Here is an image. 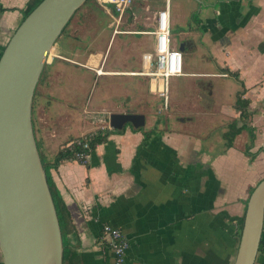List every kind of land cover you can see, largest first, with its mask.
<instances>
[{
  "label": "crops",
  "instance_id": "0c3cea01",
  "mask_svg": "<svg viewBox=\"0 0 264 264\" xmlns=\"http://www.w3.org/2000/svg\"><path fill=\"white\" fill-rule=\"evenodd\" d=\"M164 1L133 0L117 27L112 8L102 6L111 20L107 44L87 52L78 40L67 38L57 51L63 59L44 66L51 86L48 103L40 107L37 126L32 121L46 163L73 139L112 131L87 162L67 161L50 170L72 221L68 241L84 264H113L101 236L105 225L128 241L125 264H233L237 220L264 179V0L169 1L170 46L183 55L193 52L199 63L189 71L183 61V75L173 78L186 83L178 95L170 79L166 107L150 92L146 76L154 68L152 32ZM27 2L0 0V53L22 22ZM185 15L190 19L183 30L177 18ZM173 26L180 28L179 41ZM121 36L146 41L118 40L117 57L107 69L109 47ZM98 68L106 75L98 76ZM96 78L111 79L108 106H91L87 100L88 81ZM242 87L251 113L253 161L244 154L249 132H240L231 147L224 139L231 125L242 127L234 109ZM86 107L98 115V126L91 130L81 121ZM124 113L142 115L144 125L110 129L109 115ZM61 114L65 121H58ZM261 240L255 264H264V221Z\"/></svg>",
  "mask_w": 264,
  "mask_h": 264
},
{
  "label": "water",
  "instance_id": "95a60500",
  "mask_svg": "<svg viewBox=\"0 0 264 264\" xmlns=\"http://www.w3.org/2000/svg\"><path fill=\"white\" fill-rule=\"evenodd\" d=\"M87 0H42L0 56V254L2 264H62L59 221L36 145L32 103L63 29ZM182 50V48H180ZM110 129L144 125L139 114H111ZM264 179L251 192L233 264H255L263 232Z\"/></svg>",
  "mask_w": 264,
  "mask_h": 264
},
{
  "label": "rangeland",
  "instance_id": "374dc122",
  "mask_svg": "<svg viewBox=\"0 0 264 264\" xmlns=\"http://www.w3.org/2000/svg\"><path fill=\"white\" fill-rule=\"evenodd\" d=\"M185 1H182L181 4H184ZM190 6L189 8H193L198 11V8L196 9L192 3L188 4ZM102 6L96 3V0H90L85 6H82L78 12L74 15L72 18L69 26L65 30V33L59 37L57 42L54 45L55 52L59 54L57 51L60 49L62 44H65L67 41V38H73L78 40V42L81 43V45L87 49V52L94 51V50H100V48L104 47L107 42L110 39L112 29H111V20L109 19L108 15L106 13L102 12ZM190 19L188 16H184L182 18V21L180 18H177L178 25H182L181 28L183 30H186L185 24L189 22ZM191 24V23H190ZM172 28V33L175 35V39L177 41L180 40V37H178V33L180 31V28ZM130 38H135L139 42L146 41L145 37H127V36H121L117 37L112 49L111 46L109 47V63L107 69H109V65L115 59L117 56L116 54V48H117V41L118 40H129ZM127 43H125V47H127ZM144 47V46H143ZM85 48H83L85 50ZM139 49H142L140 46ZM86 51V50H85ZM60 53L59 55H61ZM183 55V54H182ZM63 57V56H62ZM136 58V57H135ZM54 60V59H53ZM183 61L189 71H196L198 69V58H196V55L193 54V52H186V54L183 55ZM50 62V61H49ZM47 64V63H46ZM46 68V67H45ZM44 68L43 74L41 79L39 80L37 86H36V94L32 103V119H34L35 124L37 126V116L38 112L40 110V107H44V103H48V95L49 89L51 86L46 85L48 82V75L46 72V69ZM128 68V67H127ZM208 68V67H207ZM98 70H101V68H98ZM100 75H104L105 73L102 71H99ZM106 75V74H105ZM111 79L108 78H96L95 81L92 80L88 81V89H87V100L92 106V102H95L96 104H101L108 106L110 98H107L109 96V90L110 88H107V86H110ZM173 84V92L177 93L178 95L182 93L183 85L186 83V79L184 78H173L171 80ZM109 89V90H108ZM178 89V90H177ZM104 98L106 101L100 100V98ZM80 104H82V96L79 98ZM197 100V97L195 98ZM109 100V101H108ZM153 101V100H152ZM45 108V107H44ZM84 110V112L81 113V121H85V123L88 126V130H91L98 126V115L94 114V112L90 111L88 107ZM64 117V119H62ZM67 116L60 115V118L58 121L62 122L65 121ZM62 120V121H61ZM89 132V131H88ZM87 135V134H86ZM219 149V144H216V150Z\"/></svg>",
  "mask_w": 264,
  "mask_h": 264
},
{
  "label": "built area",
  "instance_id": "2783aa9c",
  "mask_svg": "<svg viewBox=\"0 0 264 264\" xmlns=\"http://www.w3.org/2000/svg\"><path fill=\"white\" fill-rule=\"evenodd\" d=\"M169 1L165 0L164 8L157 12L156 26L152 34L155 37V56L154 68L147 72L149 78L150 92L164 101L166 107L169 97V81L173 77L183 75V55L177 49H172L170 46V15ZM101 6H110L115 14L116 27L119 24L123 14L131 7L133 0H96ZM117 33V31H114ZM53 59H63L55 52L54 47L49 51L47 62ZM144 60L150 62L151 56H144ZM98 70L96 73L99 76ZM80 145V143H77ZM71 145V143H69ZM84 152L76 154V161L85 163L90 158L91 151L88 144L82 145ZM102 238L107 242L110 250L113 253V264H125L126 252L129 248L128 241L118 229L108 225L102 227Z\"/></svg>",
  "mask_w": 264,
  "mask_h": 264
},
{
  "label": "trees",
  "instance_id": "16d2710c",
  "mask_svg": "<svg viewBox=\"0 0 264 264\" xmlns=\"http://www.w3.org/2000/svg\"><path fill=\"white\" fill-rule=\"evenodd\" d=\"M41 1L42 0H28V2L26 4V8L23 12L22 21H23V19H25L29 15V13L35 7H37V5ZM89 1L90 0H87L83 6H85ZM77 12H78V10H77ZM74 15H73V17H74ZM72 18H71V20H72ZM71 20L68 22V24L63 29L60 37L65 33V30L69 26ZM0 56H1V53H0ZM227 73L231 77L237 79V74L231 73L229 71ZM35 94H36V89L34 92V97H35ZM244 95H245V90L242 87L241 91H239L236 94L235 102H234V109L240 115L239 120L242 123V127L238 129V128H236V125H231L229 128V131L224 136V139L226 140L227 147H231L234 138L240 132H242L243 130H246L247 132H249V144L247 145V147L244 151V154L249 158L250 161H253L257 154H251L250 153V150L253 147L254 135H253L252 128L249 127V121H250L249 119L251 117V113H250L249 108H248L249 107V100L245 99ZM34 97H33V100H34ZM32 124H33V121H32ZM33 130H34V127H33ZM111 132L112 131H107V132L96 131V132H94L92 134H88L82 138L73 139L70 141L71 145H66L63 148H61L56 153V155L54 156L52 161L49 163H46L41 158V155L39 154L42 166H43L45 173H46L47 183H48V186L50 189V193L52 196V200H53V203L55 206L57 218H58L59 225H60L62 245H63L62 264H84V262H83L82 257L76 252L75 247L70 245V243L68 241L67 236L73 228L72 221L70 219L67 208H66L65 204L63 203L62 198H61L58 190L56 189V187H55V185L51 179L50 170L56 169L61 163H64L67 161H76L75 160L76 154L84 152L82 145L85 143L88 144V147L92 153V151H94V149L96 148L97 145H100L106 141L109 133H111ZM34 136H35V134H34ZM35 140H36V138H35ZM77 143H80V145H78ZM36 145H37V149H38L37 141H36ZM260 151L264 153V149H262ZM38 152H39V150H38ZM237 221H238V238H239L240 237V231L242 229L243 217L238 219ZM261 244H262V240L260 242V246H261ZM260 246H259V248H260Z\"/></svg>",
  "mask_w": 264,
  "mask_h": 264
}]
</instances>
